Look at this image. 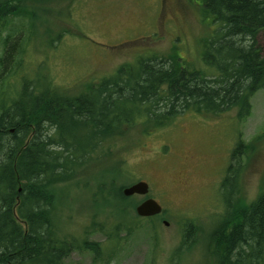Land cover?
<instances>
[{"label": "trees", "instance_id": "obj_1", "mask_svg": "<svg viewBox=\"0 0 264 264\" xmlns=\"http://www.w3.org/2000/svg\"><path fill=\"white\" fill-rule=\"evenodd\" d=\"M61 1L0 0V264H63L75 249L102 257V243L58 232L57 186L77 179L97 156L98 144L121 135L124 127L140 125L145 133L182 112L220 114L233 106H238L237 119L244 120L250 97L264 87V53L257 38L264 30V0H197L215 26L203 41L205 71L175 55H153L69 95L49 75L41 80L30 75L22 63L29 43L19 26L9 27L14 18L33 24L40 3ZM61 36L56 33L50 41ZM249 148L237 142L230 153L220 184L223 213L202 243L209 258L205 264L264 262V184L247 204L239 196L240 159ZM103 183L99 180L98 190H104ZM118 191L113 186L107 198L116 193L125 200ZM116 206L112 223H92L89 230L106 232L113 242L129 234L138 216L128 219L126 206L119 201ZM197 231L194 223L185 224L167 264H179L182 252L196 244Z\"/></svg>", "mask_w": 264, "mask_h": 264}, {"label": "rangeland", "instance_id": "obj_2", "mask_svg": "<svg viewBox=\"0 0 264 264\" xmlns=\"http://www.w3.org/2000/svg\"><path fill=\"white\" fill-rule=\"evenodd\" d=\"M68 3H40L33 24L14 18L9 25L19 26L22 39L29 43L22 63L34 79L49 75L54 86L78 95L87 90L86 85L109 78L119 66L142 57L175 55L202 71L207 67L201 60L203 41L215 26L202 14L197 0ZM59 32L62 36L51 42ZM257 38L264 53V30ZM250 102L251 111L244 120L237 119L238 106L220 114L182 112L161 128L154 126L144 133L140 125L124 127L121 135L98 144L97 156L80 170L79 177L57 186L55 216L58 232L102 243L105 252L94 259L92 252L75 249L63 264H167L188 222L198 229L197 241L182 252L179 264L209 263L202 243L220 222L224 209L220 184L237 142L250 144L240 159L242 201L254 200L264 184V87ZM99 180L105 183L102 191ZM138 180L148 183L147 196L161 204L160 215L139 216L135 207L142 197L123 195V188ZM113 186L121 189L125 200L116 199V193L107 198ZM118 201L126 206L128 219L138 216L139 221L129 234L121 233L113 242L107 240L106 232L89 230V226L112 223Z\"/></svg>", "mask_w": 264, "mask_h": 264}, {"label": "water", "instance_id": "obj_3", "mask_svg": "<svg viewBox=\"0 0 264 264\" xmlns=\"http://www.w3.org/2000/svg\"><path fill=\"white\" fill-rule=\"evenodd\" d=\"M149 185L144 180H139L129 186L123 188L122 193L124 196L134 194L147 195ZM136 213L141 217H149L159 214L162 211V206L152 197H147L135 207ZM167 224V222H165Z\"/></svg>", "mask_w": 264, "mask_h": 264}, {"label": "flooded vegetation", "instance_id": "obj_4", "mask_svg": "<svg viewBox=\"0 0 264 264\" xmlns=\"http://www.w3.org/2000/svg\"><path fill=\"white\" fill-rule=\"evenodd\" d=\"M186 160H189V162H190V166L192 165V163H193V159H192V157H187V159ZM195 182V181H194ZM142 197V200L141 201H143L145 198H146V196H141ZM162 214V213H161ZM160 215V214H159Z\"/></svg>", "mask_w": 264, "mask_h": 264}]
</instances>
